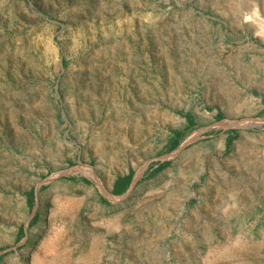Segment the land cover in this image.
I'll return each mask as SVG.
<instances>
[{
  "label": "rangeland",
  "instance_id": "obj_1",
  "mask_svg": "<svg viewBox=\"0 0 264 264\" xmlns=\"http://www.w3.org/2000/svg\"><path fill=\"white\" fill-rule=\"evenodd\" d=\"M263 110L264 0H0V264H264Z\"/></svg>",
  "mask_w": 264,
  "mask_h": 264
},
{
  "label": "trees",
  "instance_id": "obj_2",
  "mask_svg": "<svg viewBox=\"0 0 264 264\" xmlns=\"http://www.w3.org/2000/svg\"><path fill=\"white\" fill-rule=\"evenodd\" d=\"M263 113H264V110H263ZM186 118L189 119V116L186 115ZM193 123L192 122H189L188 124V127H191ZM230 134L232 135H228V138H227V144L229 145L233 140H234V137L235 135L233 134V131H229ZM182 135H183V131H176L174 130L172 132V137L170 138V141H169V150H173L179 143L180 139L182 138ZM169 165V162H162L160 163L151 173L148 174V176H153L155 174H157L158 172L162 171L165 167H167ZM69 180L71 181H75L74 178H69ZM83 182H88L87 180H82ZM117 182L120 183L119 184V194L125 192L127 190V188L129 187V184H130V178L127 177V178H124V179H117ZM116 184V183H115ZM31 196V195H30ZM36 219V216L35 218L33 219V221H35Z\"/></svg>",
  "mask_w": 264,
  "mask_h": 264
},
{
  "label": "crops",
  "instance_id": "obj_3",
  "mask_svg": "<svg viewBox=\"0 0 264 264\" xmlns=\"http://www.w3.org/2000/svg\"><path fill=\"white\" fill-rule=\"evenodd\" d=\"M115 183H116V184H114V186H113L111 192L114 193V194H116V193L119 194V189H120L119 184H120V183H118L117 180H116ZM123 193H124V192H123ZM121 194H122V193H121Z\"/></svg>",
  "mask_w": 264,
  "mask_h": 264
}]
</instances>
